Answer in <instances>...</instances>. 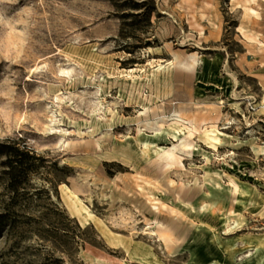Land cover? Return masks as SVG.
<instances>
[{
    "label": "rangeland",
    "instance_id": "obj_1",
    "mask_svg": "<svg viewBox=\"0 0 264 264\" xmlns=\"http://www.w3.org/2000/svg\"><path fill=\"white\" fill-rule=\"evenodd\" d=\"M0 214V264H264V0H0Z\"/></svg>",
    "mask_w": 264,
    "mask_h": 264
},
{
    "label": "bare ground",
    "instance_id": "obj_2",
    "mask_svg": "<svg viewBox=\"0 0 264 264\" xmlns=\"http://www.w3.org/2000/svg\"><path fill=\"white\" fill-rule=\"evenodd\" d=\"M256 11L254 9H250V11L244 12V18H247L250 16V13H255ZM198 63V52L197 51H191L185 55H181L179 53H173L172 58L168 61V64L178 67L184 70L188 71H195L196 66ZM132 70V69H131ZM171 125L176 128V125H180L184 127L187 130L186 137L182 138L177 144H172L171 147L168 148H162L157 151L158 159L163 162L165 168H169L176 163L180 162V154L177 152V150H183V151H189V149L192 147V141L189 138H194L197 135H200L201 132H205V134L209 135V131H212V129H208V127H215L214 121L210 120L207 117L199 118L195 115L193 116H185L181 112L177 111L175 114V117L171 119ZM50 121L51 129H53L54 133L56 132V125L55 121L56 119L54 117H51ZM145 126V125H144ZM150 128L154 129L155 132L160 131L163 128V120L155 121L153 123H148ZM140 130L138 129V133ZM211 139L213 140V146L216 147L217 142L219 141V137L217 135L211 136ZM66 144H69L67 142ZM210 180H206L209 182V184L212 185H219V180L217 178H209ZM209 205H218V202L216 200H213L208 204L207 202L202 201L200 203V209L205 210ZM222 206H218L217 208L220 209ZM93 264H103L105 262L104 257H98L94 256L92 259ZM122 262V261H121Z\"/></svg>",
    "mask_w": 264,
    "mask_h": 264
},
{
    "label": "trees",
    "instance_id": "obj_3",
    "mask_svg": "<svg viewBox=\"0 0 264 264\" xmlns=\"http://www.w3.org/2000/svg\"><path fill=\"white\" fill-rule=\"evenodd\" d=\"M10 148H13V151H14V155L16 156V152H19L18 154H20L21 152H22V154L24 153V151H21L20 152V149L19 148H17V147H10ZM20 161H18L17 162V160L15 159V157L14 158H12V159H10L9 161H8V167H9V169H8V174H12L13 173V171L15 170V168H17V166L19 165L18 163H19ZM11 177H12V175H11ZM10 186V188H12V190H15L16 189V185H9ZM5 216L4 215H2V214H0V233L4 230V228H5V226H6V221L3 219Z\"/></svg>",
    "mask_w": 264,
    "mask_h": 264
}]
</instances>
